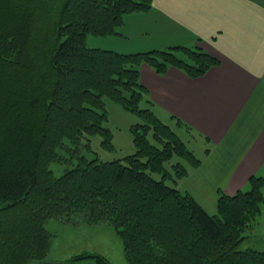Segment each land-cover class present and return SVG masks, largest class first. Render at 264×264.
Segmentation results:
<instances>
[{
  "label": "trees",
  "instance_id": "trees-1",
  "mask_svg": "<svg viewBox=\"0 0 264 264\" xmlns=\"http://www.w3.org/2000/svg\"><path fill=\"white\" fill-rule=\"evenodd\" d=\"M152 1L0 0V264L48 260L50 219L112 226L128 264H264V251L241 248L260 214L264 176L232 195L218 190L216 213H207L177 186L184 163L174 173L164 166L172 156L200 161L154 114L140 83L144 63L197 78L219 60L196 46L121 53L87 44L88 35L118 34L127 14ZM104 96L143 120L132 127L135 152L122 159L92 155L94 135L111 146ZM84 257L108 264L100 255L67 263Z\"/></svg>",
  "mask_w": 264,
  "mask_h": 264
},
{
  "label": "crops",
  "instance_id": "crops-1",
  "mask_svg": "<svg viewBox=\"0 0 264 264\" xmlns=\"http://www.w3.org/2000/svg\"><path fill=\"white\" fill-rule=\"evenodd\" d=\"M101 37L113 39L91 47L134 53L196 46L219 60L197 78L174 66L160 74L140 65L154 114L206 145L200 157L191 150L200 163L184 164L188 174L177 186L207 213H216L218 190L232 195L252 175L264 176V0H153L148 10L127 14L118 34Z\"/></svg>",
  "mask_w": 264,
  "mask_h": 264
},
{
  "label": "rangeland",
  "instance_id": "rangeland-1",
  "mask_svg": "<svg viewBox=\"0 0 264 264\" xmlns=\"http://www.w3.org/2000/svg\"><path fill=\"white\" fill-rule=\"evenodd\" d=\"M112 39L111 37L87 36L88 46L90 47L96 44L108 46L110 44L108 41ZM177 55L182 56L181 53ZM103 102L107 117L104 126L111 133V146L109 148L105 147L102 145L101 136L94 135L90 138V147L93 154L89 152L88 155L92 154L101 161L122 159L135 152L132 127L141 124L143 120L136 113L126 110L108 96L103 97ZM143 107H145L144 102L140 103V108ZM171 126L186 147L192 150L197 157H200L206 147V145H203L202 140L188 134L174 124H171ZM58 152L63 155L64 151L58 149ZM176 161L189 164L177 156H172L169 161L164 163V166L168 171L174 173L171 166ZM50 167L57 174L63 171L61 165L52 164ZM153 176L157 179L160 177L157 173H153ZM260 208V214L254 220L252 227L244 232L246 237L241 244V248L249 247L264 251V200ZM46 229L52 234L51 249L46 261L67 263L69 258L77 255H100L106 259L108 264H128L123 255L121 239L110 225H73L50 219L46 222ZM77 263L100 264L94 258L88 257L78 260Z\"/></svg>",
  "mask_w": 264,
  "mask_h": 264
},
{
  "label": "water",
  "instance_id": "water-1",
  "mask_svg": "<svg viewBox=\"0 0 264 264\" xmlns=\"http://www.w3.org/2000/svg\"><path fill=\"white\" fill-rule=\"evenodd\" d=\"M39 264H68L66 262H53V261H43Z\"/></svg>",
  "mask_w": 264,
  "mask_h": 264
}]
</instances>
